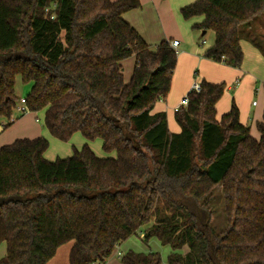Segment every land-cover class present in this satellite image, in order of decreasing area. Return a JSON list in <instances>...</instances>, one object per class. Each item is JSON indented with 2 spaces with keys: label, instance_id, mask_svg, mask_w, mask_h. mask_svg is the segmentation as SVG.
<instances>
[{
  "label": "trees",
  "instance_id": "trees-1",
  "mask_svg": "<svg viewBox=\"0 0 264 264\" xmlns=\"http://www.w3.org/2000/svg\"><path fill=\"white\" fill-rule=\"evenodd\" d=\"M140 0H0V122L17 104L16 83H32L30 112H44L52 136L102 140L48 160L44 136L0 148V264H48L73 241L70 264H105L141 232L169 245L166 264H264V114L260 138L233 101L217 120L226 83L201 81L188 105L153 113L171 89L178 53L146 42L124 14ZM213 31L204 57L238 68L241 40L264 55V0H197L181 10ZM255 24V26H254ZM135 57L129 82L122 61ZM264 88V84H263ZM13 122L8 123L9 128ZM221 187L227 225L214 224ZM220 228V227H219ZM123 264H164L158 251L128 250Z\"/></svg>",
  "mask_w": 264,
  "mask_h": 264
},
{
  "label": "crops",
  "instance_id": "crops-1",
  "mask_svg": "<svg viewBox=\"0 0 264 264\" xmlns=\"http://www.w3.org/2000/svg\"><path fill=\"white\" fill-rule=\"evenodd\" d=\"M140 1L141 6L139 8L126 12L124 14V18L138 30V32L142 35L146 42L155 47L163 40H168L170 42H172L173 40L179 41L178 47L175 48L178 53V62L173 74L170 92L165 101L160 100L155 104L152 112H166L170 131L180 132L181 127L175 119V107L179 105L182 98L187 96L191 91L193 82L195 80H199L200 82L202 80H206L211 83L224 82L226 83L225 92L216 105L217 120H221V117L230 110L233 101H235L240 109V121L243 124L249 126L251 129V134L255 138L259 139L260 132L257 128V123L263 121L264 114V55L262 54V52L247 39H242L241 46L244 51V61L240 67L235 68L208 59L204 57L203 54L208 48L214 45L216 40L215 33L213 32V34H211L210 42L209 44H207L208 46H203L200 48L194 45V43H196V38L199 43L201 42L200 40H202L203 42L202 38L209 31H206L205 33L202 30L193 29L194 24L201 23L203 21V16L194 17L187 20L183 17L181 12L183 7L193 4L197 0ZM195 18H198L199 21H194ZM259 31L264 32V29L260 28ZM169 32L171 33L169 34ZM187 37H190L192 39V46L190 50H187V44L183 47V43L185 44V38ZM181 47L183 48L180 50ZM185 55H190L191 58L188 62V66L185 69H181V59ZM122 64L123 68L126 69L128 73L127 79L125 75L124 79L126 82H129L135 68L136 59L134 56L130 57L122 61ZM177 74H179V77L183 76L184 79L181 80L178 77V80L176 81ZM29 85H31L32 88V83H29ZM256 97L258 98V103L257 105H253V101L256 100ZM36 114H42L44 119V112H38ZM7 129L8 128H4L2 130L0 129V148L3 145L13 143L17 139H33L39 136H44L48 140L52 141L54 140L53 138H55L51 135L46 126L45 129L40 128L36 130L33 127H30L29 129L23 128V130L30 131L31 133L23 134L20 136L5 135L7 134L5 133L8 131ZM19 130H21V127ZM50 136H52L53 138ZM80 142L82 143L80 147L76 148L74 146L78 150H80L85 144H89L90 146L89 142L92 141H87L83 137ZM56 144L60 148H63L58 142H56ZM97 147L98 150L96 149V146L91 148L94 149V152L100 157L113 155L114 153L112 152L108 154L103 151L102 153L100 152V148L98 145ZM75 148H73V152ZM44 155L47 159L50 158L48 160L53 159L47 154V152H45ZM71 155L72 154H67V156L65 157ZM72 246L73 241L61 245L58 248L56 255L48 262V264H70L69 256ZM6 252L7 245L4 252L0 255V258L5 256ZM125 252L127 251H124V253ZM112 256L108 258V262L106 261L105 264H112V260H110L112 259Z\"/></svg>",
  "mask_w": 264,
  "mask_h": 264
},
{
  "label": "rangeland",
  "instance_id": "rangeland-1",
  "mask_svg": "<svg viewBox=\"0 0 264 264\" xmlns=\"http://www.w3.org/2000/svg\"><path fill=\"white\" fill-rule=\"evenodd\" d=\"M195 20L199 21L198 18H195L194 21ZM254 26H255V24H254ZM170 33L171 32H169V34ZM211 34H213V31L210 30L202 38L203 40L206 39L205 43H203L202 40H200L201 42L199 43V41H197V38H196L195 39L196 43H194V45H196L200 48L203 46H208L207 44H209V42H210ZM185 40L186 41H185V44L183 43V47H184V45L187 44V50L188 49L190 50V48L192 46V44H191L192 39L190 37H187V38H185ZM183 47H181L180 50ZM190 58H191L190 55H185L181 59V67H182L181 69H185L188 66V62H189ZM123 72H124V75L127 79L128 73H127L126 69L123 68ZM178 77H179V74H177V76H176V81L178 80ZM179 79L183 80L184 77L180 76ZM30 88H31V85H29V83L25 84L22 82V80L19 77L17 78V83H16L17 104H16V107L14 108L13 114H12V117L15 121L7 129L8 131L5 132V133H7L5 135L20 136L23 134L31 133L30 131L23 130V128L29 129L30 127H33L35 130L40 129V128L45 129V124H44V119H43L42 114L39 115V114L30 112V111L23 114L18 109V107L20 105V99L27 96V94L30 92ZM257 99L258 98L256 97V100ZM12 117H10V120L12 119ZM10 120L2 119V121H4L5 123L8 121H9L8 123H11ZM2 121L0 122V124L2 123ZM4 122H3V124H4ZM8 123H6V125H8ZM20 127H21V130H19ZM1 128H2V126H1ZM25 136H29V135H25ZM50 137H52V136H50ZM78 137H79V141H78ZM53 139L54 140H52V141L49 140L50 145H49V148L46 150L47 154L49 156H51V158H53L52 160L56 159L57 157H65V156H67V154H73L74 153L73 148H75V147L78 148L81 146L82 143L80 141H81V139H83V135L80 132L74 133V135L72 136V138L69 141H62V140H59L57 138H53ZM56 142H58L60 144V146L63 148H60L56 144ZM89 143H90L91 147L96 146L97 150H98V147H97V145H98L100 148V152L103 151L101 139L98 138V139H96L92 142H89ZM113 155H115V152L113 153ZM48 159H50V158H48ZM214 195L215 196H214L213 208H212L214 211V224L216 227L218 226L216 228V230L218 232H221L227 225L226 215H225V211H224V207H223V199H222V195H221V187H218L215 190ZM143 236L144 235L141 232H139L137 235H133V236L129 237L122 244H120L115 249V252H114L113 256L111 257L112 259H110V260H112V264H122L121 257L126 253V252L124 253V251H128L130 249L135 250L137 252H145V253L149 252L150 250L158 251V252H160V254L162 256L163 262L166 263L167 257L171 252V247L169 245L162 244V242L157 237H152L148 242H145ZM5 247H6V245L4 242L0 244V255L4 252ZM117 251H120L122 253V256H119Z\"/></svg>",
  "mask_w": 264,
  "mask_h": 264
},
{
  "label": "built area",
  "instance_id": "built-area-1",
  "mask_svg": "<svg viewBox=\"0 0 264 264\" xmlns=\"http://www.w3.org/2000/svg\"><path fill=\"white\" fill-rule=\"evenodd\" d=\"M206 42V40H203V43H205ZM170 44H171V46L173 47V48H177L178 47V45H179V41L178 40H173L172 42H170ZM201 89H202V85H201V82L199 81V80H195L194 82H193V84H192V89L191 90H195V91H197V92H200L201 91ZM188 97L187 96H185V97H183L182 98V100H181V102L179 103V105H177L176 107H175V112L181 107V106H187L188 105ZM257 103H258V101L257 100H254L253 101V105H257ZM18 109L24 114V113H26V112H28L29 110H28V107H27V101H26V97H23V98H21L20 99V105H19V107H18ZM12 117V116H11ZM10 120V119H9ZM15 120L13 119V117H12V119L10 120V122H14ZM9 122V121H8ZM8 122H6V123H8ZM6 123L4 122V124H3V122L0 124V129L2 130V129H4L5 127V125H6ZM3 124V125H2ZM1 126H2V128H1ZM117 248V247H116ZM115 252V251H114ZM117 253H118V255L119 256H122V253L120 252V251H117Z\"/></svg>",
  "mask_w": 264,
  "mask_h": 264
}]
</instances>
